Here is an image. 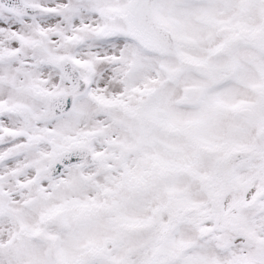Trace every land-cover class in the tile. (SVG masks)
Segmentation results:
<instances>
[{
  "label": "rangeland",
  "instance_id": "rangeland-1",
  "mask_svg": "<svg viewBox=\"0 0 264 264\" xmlns=\"http://www.w3.org/2000/svg\"><path fill=\"white\" fill-rule=\"evenodd\" d=\"M24 1L47 12L23 16L0 5V133L22 134L0 147V191L12 193H0V264H50V249L55 264H140L142 245L154 238L161 241L151 264H264L263 160L245 156L213 189L224 196L220 222L191 213L176 228L170 223L182 208L209 212L202 179L219 160L264 146V52L251 41L264 29V0H226L244 28L239 41L219 29V20H233L222 0H157V16L178 36L168 55L131 38L124 14L133 0ZM186 50L196 56L183 58ZM68 55L93 86L69 115L44 119L46 98L71 90L59 69ZM191 60L238 70L218 87ZM194 89L200 95L190 102ZM22 108L40 119L35 128L18 115ZM142 115L154 121L148 138L137 122ZM35 135L43 137L37 148ZM79 143L96 149L93 167L34 181L55 154ZM35 227L32 241L26 235Z\"/></svg>",
  "mask_w": 264,
  "mask_h": 264
},
{
  "label": "water",
  "instance_id": "water-1",
  "mask_svg": "<svg viewBox=\"0 0 264 264\" xmlns=\"http://www.w3.org/2000/svg\"><path fill=\"white\" fill-rule=\"evenodd\" d=\"M0 3L9 7L15 12L26 15H37L41 13L40 9L28 6L22 0H0ZM153 0H136L134 6L130 10V13L127 16V20L130 23V29L133 34L143 41V43L151 49H154L159 52H170L174 50V43L171 33L163 26L159 24L156 18L153 15L152 11ZM144 5L146 7H144ZM135 13V14H134ZM143 15H148V17H143ZM264 35H260L256 38L258 43H262L264 48ZM63 71L66 75L73 81L76 86V83L79 84V89L76 92L81 93L84 88V82L78 77L76 67L69 63H62ZM195 68L204 74H208L216 79L217 82H224L229 79L234 72L233 67L220 68V69H211L204 67L203 65H195ZM73 94L57 97L52 100L49 106V115H62L67 113L71 109V104L73 100ZM26 116V114H24ZM30 123H33L32 119H29ZM141 126L146 133H149L148 126L150 125L149 121L146 119H140ZM79 150H73L70 152H63L59 154L58 157L54 160L52 165L43 171L38 177V181L44 178L56 177L61 174L62 169L70 163L76 162L78 159H73L76 157ZM260 157L264 159V150L259 152ZM240 153H235L232 157L227 160L220 162L216 166V170H221L224 172V181H226L230 174L235 170L236 166L239 164ZM217 214L215 220L218 221L223 216V202L218 200L215 203ZM181 218L175 217L173 221L175 224H178ZM155 254V247L151 248L146 253L144 264H148ZM53 257V255H52Z\"/></svg>",
  "mask_w": 264,
  "mask_h": 264
},
{
  "label": "flooded vegetation",
  "instance_id": "flooded-vegetation-1",
  "mask_svg": "<svg viewBox=\"0 0 264 264\" xmlns=\"http://www.w3.org/2000/svg\"><path fill=\"white\" fill-rule=\"evenodd\" d=\"M238 4L235 3V6H237ZM221 10L226 11L227 13L231 14L233 17L232 22L230 20H228V18H223L221 20H219V29L221 30L222 33L228 35V36H232L234 39H237L240 37V30L244 31V28L242 27V22H240V20L236 21L234 19V14H236L235 10H232L231 4L226 1V0H222V8ZM243 11L245 12V9H243ZM223 13V11H222ZM225 14V13H224ZM226 15V14H225ZM222 23V24H220ZM244 25V24H243ZM185 54L189 55V54H194L190 51H186ZM49 67H52V63H48L47 64Z\"/></svg>",
  "mask_w": 264,
  "mask_h": 264
},
{
  "label": "bare ground",
  "instance_id": "bare-ground-1",
  "mask_svg": "<svg viewBox=\"0 0 264 264\" xmlns=\"http://www.w3.org/2000/svg\"><path fill=\"white\" fill-rule=\"evenodd\" d=\"M111 36H112V35H111ZM110 39H111V38H110ZM113 39H115V38H113ZM28 65H29V64H26L25 66H26V67H29ZM132 144H133V143H132ZM133 145H135V144H133ZM17 176H18L20 179H24V178H23V175H22L21 173H18ZM22 181H24V180H22ZM13 201H15V200H13ZM14 203L17 204L16 201H15ZM5 218H6V213H3V212H2L1 215H0V222H1V221H4ZM44 228H45V227H44ZM35 229H36V227L32 229V231H31V233H30L29 235H26V237H28L29 240H32V241L35 240L36 235L33 234V231H34ZM42 229H43V228H42ZM41 231H42V230H41ZM41 231H38V230H37V232H39V233H40ZM37 232H36V233H37ZM40 234L42 235V234H43V231H42Z\"/></svg>",
  "mask_w": 264,
  "mask_h": 264
}]
</instances>
